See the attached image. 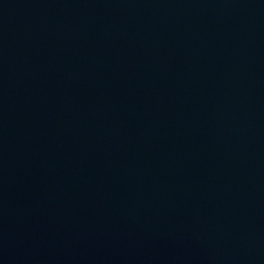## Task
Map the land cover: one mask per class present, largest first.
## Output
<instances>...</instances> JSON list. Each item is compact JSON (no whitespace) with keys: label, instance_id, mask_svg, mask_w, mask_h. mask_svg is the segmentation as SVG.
I'll list each match as a JSON object with an SVG mask.
<instances>
[{"label":"water","instance_id":"95a60500","mask_svg":"<svg viewBox=\"0 0 264 264\" xmlns=\"http://www.w3.org/2000/svg\"><path fill=\"white\" fill-rule=\"evenodd\" d=\"M0 264H264V0H0Z\"/></svg>","mask_w":264,"mask_h":264}]
</instances>
